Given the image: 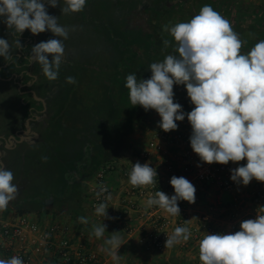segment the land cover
Here are the masks:
<instances>
[{
	"label": "clouds",
	"instance_id": "1",
	"mask_svg": "<svg viewBox=\"0 0 264 264\" xmlns=\"http://www.w3.org/2000/svg\"><path fill=\"white\" fill-rule=\"evenodd\" d=\"M56 7L58 0H47ZM86 0H65L62 14L80 12ZM0 17L8 29L20 34L29 29L33 34L51 31L66 40L69 30L58 24V18L47 13L44 0H0ZM176 44L178 55H167L163 62L152 63L151 77L138 81L135 74L126 77L125 87L133 106L145 111L155 110L160 116L159 127L165 132L176 130V121H183L181 105L174 103L173 86L184 85L195 107L187 113L192 128L190 144L200 159L208 164L247 161L246 165L231 170V180L248 185L253 179L264 182V40H260L247 54H241L244 41L229 20L204 5L199 14L188 22L164 25ZM62 39L42 41L32 48L31 60L42 66L50 81L58 78L64 60ZM165 47L171 43L163 41ZM17 44L21 46L19 40ZM49 55L52 59L49 60ZM0 57L10 59L8 40L0 38ZM74 84L75 78L66 77ZM157 172L148 163L132 166L129 183L133 187L152 185ZM12 171L0 167V210H5L18 191L12 183ZM174 195L157 191L147 200V206H159L171 215L180 213L178 201L195 202L196 189L184 177L170 180ZM101 192L106 191L102 186ZM100 193H98L99 195ZM106 205L101 203L96 214L106 216ZM81 223H88L85 217ZM106 226H94L93 234L101 238ZM183 237L187 241V227H176L167 237L166 248ZM115 257L121 246L120 238L112 235L104 241ZM199 259L202 264H264V215L241 222L240 231L229 234H207L200 241ZM0 264H24L19 257L0 259Z\"/></svg>",
	"mask_w": 264,
	"mask_h": 264
},
{
	"label": "rangeland",
	"instance_id": "2",
	"mask_svg": "<svg viewBox=\"0 0 264 264\" xmlns=\"http://www.w3.org/2000/svg\"><path fill=\"white\" fill-rule=\"evenodd\" d=\"M151 1H152V3L156 2L155 0H151ZM197 1H199V0H197ZM44 2H45V7L47 10V13L51 16L57 17L58 18V24L69 30L68 38L66 40H63L62 37H56L51 31H45V32H42L39 34H33V33H31V31L29 29H26L25 34H20L19 38L17 39V40H19L21 46L23 45V47H24V46H27V44L30 45L31 43L30 42L28 43V41H33V40H35V41L37 40L36 42L38 44L42 41L46 42L49 39H62L64 42V45H65V50L68 48L74 47L75 51H78L80 54H83V55H85L86 51H89V52H92V54L90 55L91 58H93L94 53L96 52L97 48L103 49V47H104L106 50L109 49V48H106V47H108L106 43L111 42L109 37L110 36L112 37V34H115L117 29L118 30L123 29L122 27H124L123 24L125 25L124 22L126 20H122V19L124 18L126 13L130 12L128 10L129 6H127L126 1H124V0H86V4H85L84 8H87L90 11H92L93 12V13H91L92 15L95 14L96 16H98L96 18L99 21L98 22L99 26H94V24H91L90 27H88L86 30H84V27H85L84 22H85L86 18H84V16L82 14L79 13V18L77 15L74 14V12H70L68 14H62L61 8L66 6L65 0H58V4L56 7H51L47 3V0H44ZM204 5H210L215 10V7L217 4L215 3V0H202V2L199 4L198 8H195V10L197 12H200V9ZM118 8H122L121 13L118 12V10H117ZM243 8L244 7H242V9ZM81 13H82V11H81ZM86 13L87 12L84 10V14H86ZM115 14L116 15L121 14V15L120 16L118 15L119 17H117V16H114ZM159 16H163V15H159ZM174 17L178 18L179 16L174 15ZM191 18H192V16L190 15V17L186 16V18H184L183 20L182 19L176 20V21L174 19H173V21L167 20V22L166 23L164 22V24L169 25V27H171V26H174L175 24L180 23V22H188ZM83 19H84V21H83ZM134 19L136 20V18H134ZM78 20H79V22H80V20H82V23H79ZM130 21H132L131 18H130ZM83 24H84V27H83ZM100 24H102V26H104V27L101 28ZM3 25L6 27L7 32L10 31V33H12L14 31V28L8 29L7 25L4 23V19L0 21V26H3ZM163 32L166 33V34L163 33L165 35V36L163 35V38L165 40L170 41L171 45L173 47H175L172 55H178V53L176 52V44H175L174 38L170 35L169 32L164 31V29H163ZM76 34L78 35V37L81 41L80 44L79 43L77 44L76 40H74V36ZM0 38H2L1 33H0ZM10 42L12 44H14V51H15L14 41L9 40V43ZM167 48H169V46L165 47V45H164V48L162 49L160 54L163 55L165 53V51L168 50ZM87 55L88 54L86 53V55H85L86 59L81 60L79 57H77L78 54H75L73 56L71 54L68 55L65 53L63 62H66V63H65V66L61 64L57 79L59 80L61 85L64 84V85L73 86L76 82H78V84H79V95L85 94V97L88 98V97H90V93H89L90 91H85V88H87L86 86H87L88 82H90V85H92V86L100 85L99 82H101L102 80H110L113 77L112 75L115 76V72H114L113 68L110 69V72H108L107 71L108 69L106 70L105 68H103V70L99 71L100 69L98 67H96V65H95L96 62L94 61L93 64L91 65V62L88 60ZM71 57H73L72 60H70ZM102 58H104V55L102 56ZM49 59L50 60L52 59L51 55H49ZM100 59H101V57H100ZM104 60H105V62L109 68H110V64L112 65L114 63L112 61V58L108 59L106 57V59H104ZM68 63H69V65H68ZM71 63H73V64H71ZM77 63L86 64V66H88V67L81 73L79 71H76V69H75L76 68L75 65ZM69 70H73L74 72H70ZM86 70H87V72H86ZM37 74H38V76L42 75L43 77H45V75L43 74L42 68H41V70H39V73H37ZM82 74H84V75L81 76ZM68 76L74 77L76 82L74 84L67 83L66 77H68ZM119 86L121 87V85L118 82H117V84L114 85V87H116V89H118ZM176 87H177V85L174 84V86H173L174 94L176 91ZM17 90H19V87L17 89L15 87H13L12 89L10 88V90L8 92L11 96H14V101L10 99V106L8 103H5L6 98L0 96L1 97L0 98V134H5V133L9 132L10 129L15 128L17 126V123L20 121V117L25 115L24 110H22V108L19 107V106H21V104L20 105L16 104V103H18L16 100L17 97H15L16 95H18ZM127 94L119 95L117 101L119 100L121 103H126V101H130L128 99L129 90H128ZM81 95H80V97H81ZM1 99L3 100V103L1 101ZM75 99L77 100V98H74V100ZM67 100H69V99H67ZM101 100H102V98H101ZM70 102H71V99H70ZM70 104H71V106H68L70 109L68 108L69 110H67V113L65 115L66 120L67 121H70V120L77 121L78 116H76V115L80 114L79 113L80 111L79 112L75 111V109H77L76 108V101H74ZM16 107H17V109H16ZM72 107H73V110H72ZM83 115H84V119H86V121H88L87 119H89V118L92 119L91 114L89 115V113H88V115H87V109H85L83 111ZM147 119H148L147 123H145V124L142 123L139 127H137V129L134 133H132L127 138H125L124 144L122 145V147H120L119 151H117L116 155L114 157H112L113 160L111 161V163L107 164V166H110V167L116 166V167H114L115 168L114 172H116V171L120 172V175L123 176V178H124V174L127 171L131 172L132 166L134 164H132V163L128 164L127 163L126 166L122 165V164L120 165L119 164L120 161L117 160V158L123 157V156L127 157L128 154H130L131 157L135 158V162H139L141 164H144V163L150 164L151 163V165H149V166L152 168L158 169V171L162 172V174L163 173L165 174V165H166L165 159L171 160V158H169L167 156L172 155L171 156L172 158H173V156H178L179 157L178 161L181 164L183 163L182 156L177 153L181 150L173 149V147H171L170 145H166V147H165L166 148V154L163 155V157H162L163 160H161L163 162H161V163L159 162L162 165L158 166V168L156 165H154V163L152 161L153 159H151L150 162H146V161L142 160L141 155H140L141 150L138 149V147L140 145H142V142L146 141V139H148L149 136L151 138L152 132L154 130L160 128L159 122H160L161 118L155 110H152V112L150 113V115L148 116ZM30 123H31V125H33L32 122H30ZM81 131H79V132H81ZM33 132L37 133L35 130H33ZM70 134L73 135V132H70ZM33 135H30V136H33ZM23 137L24 136H22L21 138H23ZM137 139H139V142H138L139 146L138 147H136L131 142V140L133 141V140H137ZM15 140H17V139H15ZM2 142H3V140H0V149L1 150H3ZM13 143H14L13 148H11V149H5L4 148V152L6 153V155L0 161V167L12 171V173L14 175V179H13L12 183L14 185H16V187L18 189L14 199L17 200V198H19L20 201L24 202V203H22V202L20 203L21 206H24V207L30 208V209H33V208L38 209L40 203L43 202V201H41V199L44 200V198H46V195H47L46 191L47 190H45V189L52 190L54 188V185H57V188H59V183L64 182V180L57 178V176L61 175L59 172H60V170H62L63 166L61 165V163L59 161L53 160L54 158L51 157L52 153L49 150L50 148H53L54 145L56 146V142H54V139H52L51 136L47 135V138L45 141L38 142V140H37L36 142H33L32 144H28V141H25V142L23 141V143H22V141H19V142L15 141ZM74 143H75L74 139L71 138V135H69L67 140H66V145L70 148H74L75 147ZM147 145H148V143H147ZM147 145H146V147H147ZM143 150H145V149H143ZM26 153L32 154L33 156L31 158H28V156L25 155ZM44 161H45V164H44ZM166 162H167V160H166ZM46 165H47V167H46L47 171H51V172L57 174V175H53L52 179L46 178L44 176L46 174V172L44 169L45 167L43 168V166H46ZM103 167H106V166H103ZM103 167H101V168H103ZM40 168H42V169H40ZM42 172H43V174H42ZM111 180H113L112 177L108 181L110 185H112ZM93 183H95V176H93V178L91 180L86 182V184L83 187V191L80 194V200H81L80 203L83 204L82 205L83 206L82 207L83 208L82 216L87 219V221H88V223H90V225L93 224V227H90L88 225L81 226V228H84V231L83 232L81 231V233L85 234L87 232L89 235H91V233H93L94 226H99L98 222H100L102 220H106L107 223L104 225H106L107 227H109L111 225V222L109 219L111 216L107 217L111 214L110 212L107 213V210H106V216L105 217H103L102 215L96 214V208L97 207L93 206V202L91 199L92 195L90 194V189H91V186L93 185ZM161 188L163 189V188H165V186L161 187ZM251 194H252V191H251V189H249L248 195L251 196ZM51 200H53V198L50 199L47 204L50 206L51 209H53V210L55 208L56 209H55L53 214H50V215H52V217L49 216L47 219H53L54 221H58L59 223L65 225V226H69L71 228L72 235L77 237V235H78L77 230H79L78 228H79V224H80L79 218L82 217L81 216V210L77 209L78 207L76 205H74V203H70V204L66 203L64 205L65 208H63V207L60 208V207H58L60 204H58L55 200H54V202ZM139 201L143 202V200H141V199ZM120 204L124 205V203H120ZM9 205H10V203H9ZM107 205H106V208H107ZM251 205L254 206L253 204H251ZM144 206L146 209H148L147 201H146V203H144ZM254 207L260 208V207H256V206H254ZM64 209L68 210L67 213H65ZM127 210L128 209L124 208V211H125L124 216H126ZM164 212H165V210H164ZM137 214L138 213L135 212L134 210H129L127 213V217L129 220L131 219L130 221H134V223H139V227H137L136 229L140 230V225L142 224V221L136 217ZM78 216H79V218H77ZM73 217H76V218H73ZM169 217H170L172 222L176 221L175 215L169 214ZM42 218H43V216H42ZM95 219L97 220V224L94 223ZM118 222H120V220ZM122 222H124V221H122ZM148 226H149V224H148ZM140 245L143 246L141 243H140Z\"/></svg>",
	"mask_w": 264,
	"mask_h": 264
},
{
	"label": "trees",
	"instance_id": "3",
	"mask_svg": "<svg viewBox=\"0 0 264 264\" xmlns=\"http://www.w3.org/2000/svg\"><path fill=\"white\" fill-rule=\"evenodd\" d=\"M155 1V3H152L151 0L126 1L127 6H129V13L133 14L132 18L134 20V26L132 28H126L123 24V29H117L115 34H112V37H109L111 42L106 43L108 46L106 48L109 49L106 50L104 47L101 49V63L97 65L100 69L99 71L105 68L110 72V69L113 68L115 76L112 75L113 77L110 80H102L99 82L100 85L96 86H92L90 85V82H88L86 86L87 88H85V91H90V97L88 98L85 97V94H80V97L78 82L75 83L76 85L74 84L71 86V88L74 89V91L72 90L74 92L73 95L75 94V97L77 96L78 99V108H82V112L87 109V114L90 113L94 122H96L95 127H91V131L96 130L98 132L95 134L92 133L94 137H92L93 139L88 138L86 140L88 143L77 144L75 142L74 148L68 147L66 143L63 146H57V140H54L56 146L54 145L53 150H55V152L59 151L60 153H64V149L66 151V148L68 151H74L78 147L79 153H81L82 156L73 161H69L68 163L73 164L74 166L77 165L78 176L85 181L92 179L94 174L99 171L101 167L111 163L113 160L112 157H114L120 147H122L125 138L134 133L137 127L142 123H147V118L152 112V109L145 111V109L139 105L133 106L130 101H126V103H121L119 100L117 101L119 95H125L128 93V89L125 87L126 77L129 74H135L138 81L140 79H149L152 75L149 66L152 63L163 62L167 55L173 54L175 48L170 43L169 48H167L168 50L165 51L163 55L160 54L164 48L163 41L165 39L163 38V35L166 34L163 32L165 25L164 22L166 23L167 20L173 21V19L175 21L180 19L183 20L186 16L190 17V15L194 17L199 14L195 8H198L199 4L202 2V0ZM215 3L217 4L215 10L218 13H221L219 0H215ZM117 10L119 13L122 12V8H118ZM129 13H126V15ZM225 13L226 16L229 17V22L232 24L234 30L241 32L238 34L241 40L244 41L242 46H247L245 47L247 51H250L260 40H264V8L254 12L251 17L250 15H246L239 18L240 21L236 22L237 24L234 22L236 19L233 16V12ZM118 15L120 16L121 14ZM174 15L179 17L175 18ZM143 16L147 17V21H144V19L139 21L140 18H144ZM233 17L234 20L231 21ZM134 18H136V20ZM3 19V17H0V21ZM139 23L144 25H139ZM0 33L3 39L8 40V43L9 40L15 41V37L19 35L18 32H7L3 26H0ZM9 45L11 58L5 59L4 57H0V96L6 98L7 101L5 100V103H8L10 106V99L14 101V96H11L8 93L10 88L12 89L15 87L17 89V82L26 84L32 79L29 76H24L23 79L15 78V81L13 75L20 74L28 67V65H26L27 60H25L23 61V66L18 67V50L15 48L14 51V45L11 42ZM103 55L104 58H102ZM105 56L108 59L112 58V61L114 62L112 65L110 64V68L104 60L106 59ZM83 75L84 74L81 76ZM8 78L11 79L8 80ZM56 80L59 82L58 79ZM117 82L121 85L118 89L114 87ZM17 93L18 95L15 97H17L16 100L18 103L16 104L22 105V103L19 102L22 96L19 94L18 90ZM30 100H33V98H30ZM1 101L3 103L2 99ZM66 158L68 159V157ZM85 165H89L88 170L90 171L87 173L83 170ZM69 180L75 182L76 178ZM76 188V185L66 183L62 185L60 191L62 192L64 190L67 194H70V203H74V205L78 203L79 206H81V201L79 202L76 198L79 192ZM51 197V195H46V198L40 203L38 209L26 208L18 203L15 205L13 204V206H7L5 210L1 211H3L5 215H7L12 209L20 214L37 213L39 216L46 217L49 214L50 209L46 207L47 204H45V201ZM54 200L60 204V208L63 207L62 205L65 201L63 198H53V201ZM127 253H130L132 257L139 256V253L135 252L132 248L127 249ZM174 264H178V262L176 261Z\"/></svg>",
	"mask_w": 264,
	"mask_h": 264
},
{
	"label": "built area",
	"instance_id": "4",
	"mask_svg": "<svg viewBox=\"0 0 264 264\" xmlns=\"http://www.w3.org/2000/svg\"><path fill=\"white\" fill-rule=\"evenodd\" d=\"M173 100L174 103H179L182 106L181 111L185 114V119L177 121L176 130L168 132L161 128L154 130L147 147L141 151L140 155L142 160L150 162L156 156L165 155V147L170 145L173 149L181 150L177 153L182 156L183 163L181 166H177L173 158L167 159L165 174L154 168L157 176L152 185L133 187L129 183L125 195L121 196L124 208L128 209L126 215L129 210H134L138 213V219L142 221L140 230L146 235L142 236L140 243L145 250L158 253H163L167 249L165 242L167 237L172 235L174 225L175 227H187L190 231L189 238L196 241L202 239L206 234H226L225 231L217 230L209 224L205 215L200 219V226H188L186 212L190 203L184 200L178 201L180 213L175 215L176 221L173 222L169 213L164 212V209L159 206L153 205L148 209L145 208L144 203L150 197H155L157 191H162L169 197L175 194L174 188L170 184L173 176L184 177L194 185L195 199L199 197L202 186L216 184L228 192L245 186L231 180V170L234 169L231 161L228 164L215 162L208 164L203 162L193 151L190 144L192 128L187 119V113L195 105L191 103L184 85H177ZM114 170V166H106L97 171L95 183L90 189L94 207H98L101 203L107 205L112 200V187L108 181ZM129 172L124 174V178L128 179ZM161 183L165 184L164 189L161 188ZM102 186L106 191H100ZM245 187L251 188L253 205L263 207V183L253 179ZM98 193L100 194L98 195ZM140 199L143 200L141 207L137 202ZM260 215H264V212ZM101 222L103 225L107 223L106 220ZM231 229L232 233L240 231V227L234 224ZM86 239L83 233H79L77 237L73 236L71 228L58 221L48 220L39 224L28 214H20L11 210L5 215L3 211H0V259L8 260L15 256L22 259L24 264H104L97 251L86 247Z\"/></svg>",
	"mask_w": 264,
	"mask_h": 264
},
{
	"label": "crops",
	"instance_id": "5",
	"mask_svg": "<svg viewBox=\"0 0 264 264\" xmlns=\"http://www.w3.org/2000/svg\"><path fill=\"white\" fill-rule=\"evenodd\" d=\"M220 4V14L229 20V17L226 16V13L233 12L235 24L239 22V18L243 16L251 17L254 12L258 11L259 9L264 8V0H219ZM242 7H244L242 9ZM230 21V20H229ZM232 26V24H231ZM233 28V27H232ZM234 30V28H233ZM236 33H241L240 31L234 30ZM247 46H242L241 54H247L249 51L245 49ZM177 123V121H176ZM150 140V136L146 141L142 142V145H138L139 139L131 140L132 144H134L138 149L141 151L145 149L148 141ZM133 145V146H134ZM196 154V153H195ZM197 155V154H196ZM172 156V155H171ZM169 156V158H172ZM163 156H156L153 158L154 165L161 166L160 164ZM165 158V157H164ZM173 159L177 166H180L181 163L178 161V156H173ZM117 160L120 161V165H125L128 163L135 164V158L131 157L130 154L127 157H118ZM116 160V161H117ZM167 159H165L166 162ZM160 162V163H159ZM247 161L242 160L239 162H232L233 168H237L240 166L246 165ZM107 166V165H105ZM116 167V166H114ZM163 168V167H162ZM97 173V172H96ZM96 173L94 176H96ZM117 175V176H116ZM111 180V187H112V200L107 205V213H111L110 222L111 225L105 229V233L101 238H96L93 233L89 235L87 232L85 233L86 242L85 245L90 250L97 251L104 264H174V262H178V264H200L201 261L199 259V245L202 239L198 241L189 238L187 241L183 240V237L179 238V242L174 244L172 247L167 248L163 253H158L155 251H147L145 250L144 246L140 245V239L142 236H145L146 233L142 232L141 230L136 229L139 227V223H134V221H130L126 216H124V205H121V196L125 195L127 191V187L129 186V178H123L120 175V172L116 171L113 172L110 178ZM91 180V179H90ZM263 186H264V182ZM94 184V183H93ZM165 184L161 183V187H164ZM164 189V188H163ZM250 187L241 186L236 190L231 192L222 190L218 185H208L202 186L200 189V195L197 199H195L194 203H190L186 212V219L188 226H200V219L203 215L207 216L209 224L215 227L217 230L225 231L226 234L232 233V225H237L240 227L242 221L247 219H255L260 213L264 212V206L260 208H255L252 206V195L249 194ZM248 193V194H247ZM49 193H47L48 195ZM50 195V194H49ZM70 195V194H69ZM51 198H48L45 202L47 204L50 199L54 196L51 195ZM80 202V196L77 198ZM70 200V199H69ZM53 201V200H51ZM54 202V201H53ZM140 207L143 205L142 202L137 200ZM70 204L69 201L63 202V208H65V204ZM78 203L75 205L78 207L77 209L83 210V204ZM60 206V205H59ZM58 206V207H59ZM47 208L50 209L49 214L46 217L39 216L37 213H31L30 215L33 219L37 220L39 224H43L48 220L54 221L53 219H47L49 216L52 217L55 209H51L50 206L47 204ZM153 207V206H151ZM12 210V209H11ZM10 210V211H11ZM65 213H67V209H64ZM1 211V210H0ZM118 213V214H117ZM83 217V216H82ZM117 217V218H116ZM137 217V216H136ZM76 218V217H73ZM79 218V216L77 217ZM138 218V217H137ZM118 219V220H117ZM120 220V222H118ZM124 221V222H122ZM41 222V223H40ZM94 223L97 224V220H94ZM83 225H88L93 227V224L90 223H81L79 224V233L84 231V228H81ZM98 225H102V222H98ZM175 225L172 229V234L175 229ZM91 230V229H90ZM92 231V230H91ZM77 234V233H76ZM112 235H116L120 238L121 246L119 247L115 257L109 251H106V245L104 241L109 239ZM205 235V234H203ZM207 235V234H206ZM132 248L135 252L139 253V256L132 257L130 253H127V249ZM141 254V255H140Z\"/></svg>",
	"mask_w": 264,
	"mask_h": 264
},
{
	"label": "flooded vegetation",
	"instance_id": "6",
	"mask_svg": "<svg viewBox=\"0 0 264 264\" xmlns=\"http://www.w3.org/2000/svg\"><path fill=\"white\" fill-rule=\"evenodd\" d=\"M126 1L128 2L130 0H126ZM84 10L87 12L86 14H84ZM79 13L82 14L84 16V18H86V20L84 22L85 27L83 24L84 30H86L88 27H90L91 24H94V26H99L98 25L99 21L96 18L98 16H96L95 14L92 15L91 13H93V12L90 11L89 9L84 8L82 10V13H81V11L80 12H74V14L78 16V18H79ZM114 16L119 17L118 14L117 15L115 14ZM132 17H133V14L129 13L128 15H125L124 18L122 19V20H126L124 22L126 28H132L134 26V24H132L133 23ZM143 17L144 18H140L139 21H141L143 19H144V21H147V17L146 16H143ZM130 18L132 21H130ZM83 21H84V19H83ZM78 22H79V20H78ZM79 23H82V20H80ZM139 25H142V24L139 23ZM3 27L5 30H7L4 25H3ZM100 27L102 28L104 26H102V24H100ZM13 32H16L15 29ZM25 32H26V30H24L21 34H25ZM19 35H20V33H19ZM19 35L15 37L16 39H14L15 40L14 41L15 48L18 50V60H19V66L18 67H22L23 61H25V60H27L26 65H28V67L26 69H24L20 74L13 75V77H14V79L15 78L16 79L17 78L23 79L24 76H26V77L29 76L32 80L28 81L26 84H21L20 82H17V85L19 87L18 92L22 96V98L19 101L20 103H22V105L19 107H21L22 110H24L25 115H23V116L21 115L22 117H20V121L17 123V126L15 128L10 129L9 132L6 131L7 133H5V134H0V140H3V142H2L3 150L0 149V161L6 155V153L4 152V148L5 149L13 148L14 147L13 142H15V141H18V142L22 141V143H23V141L24 142L28 141V144H32L33 142H36L37 140H38V142L45 141L47 138V135H48V136H51L52 139L57 140V143H58L57 146H61V145L63 146L66 143L68 136L71 135V138H73L77 144L88 143L86 140L88 138L93 139L92 138V137H94L93 134L98 132L96 130L91 131V127H95L96 122H94L93 118L87 119L88 121H86V119H84L82 108L77 107L78 99L74 100V98H77V96L75 97V94L73 95L74 89L71 88L70 85H64V84L61 85L60 82H58L57 80L50 81L46 77H43L42 75L38 76L37 73H39V70H41L42 66L38 62H33L31 60L32 48L35 44H37V42H36L37 40L36 41L35 40L28 41V43L29 42L31 43L30 44L31 46L29 44H27V46H24V47H23V45L19 46L17 44V39L19 38ZM74 40H76L77 44L81 43L77 34L74 36ZM65 53L68 55L71 54L73 56L75 54H78L77 57H79L81 60L86 59L85 55L87 53L88 54L87 55L88 60L91 62V65L93 64L94 61L96 62L95 63L96 67H97V65H99L101 63V59H100L101 48L96 49V52L94 53L93 58L90 57L92 52L86 51L85 55H83V54H80L78 51H75L74 47L66 49ZM72 59H73V57H71L70 60H72ZM65 63L66 62H63L62 65L65 66ZM73 63H71V64H73ZM68 65H69V63H68ZM75 66H76V68H75L76 71H79L81 73L88 67V66H86V64H83V63H77ZM69 71L74 72L73 70H69ZM11 78H12V76H11ZM11 78H8V80H10ZM16 79H15V81H16ZM25 88H28V89H25ZM30 98H33V100H30ZM67 99H69V100H67ZM70 99H71V102H70ZM74 101H76V108L78 109V110L75 109V111H77V112L80 111L79 112L80 114L76 115V116H78L77 121H72V120L67 121L65 115L67 113V110L70 109L68 106H71L70 103H72ZM17 107H16V109H17ZM72 110H73V107H72ZM89 115H90V113H89ZM30 122H32L33 125H31ZM33 130H35L37 133H34ZM79 131H81V132H79ZM70 132H73V135L70 134ZM30 135H33V136H30ZM22 136H24V137L21 138ZM15 139H17V140H15ZM49 150L52 153L51 157L54 158L53 160L59 161L61 163V165L63 166L62 170H60V172L58 171L61 175L57 176V178L64 180V182L59 183V188H57V185H54V188L52 189V191H50V189H45V190H47L46 193L49 191L50 195L54 196L53 198L60 197V198H63V200L69 201L71 196L69 194H67V192L64 190L61 192L60 188L62 187L63 184L71 183L72 185L77 186L76 189L79 192H78V195L76 198H78L80 196L81 192L83 191L84 185L88 181H85V180L79 178L77 165L74 166L73 164H69L68 162L73 161L74 159L82 156V154L79 153V148L77 147L74 151H71V150L68 151V149L66 148V151L64 149V153H60L59 151L55 152V150H53V148H50ZM25 155H27L28 158H31L33 156L32 154H29V153H26ZM66 157H68V159ZM45 161H44V164H45ZM46 167H47V165L43 166V168L45 169V172H46V174L44 175L46 178L52 179L53 175H57L51 171H47ZM40 169H42V168H40ZM88 169H89V165L88 166L85 165V168L83 170L85 171V173H87L88 171H90ZM42 174H43V172H42ZM72 178H76V181L73 182V180L72 181L69 180ZM41 201H43V199H41ZM21 202L22 201H20V199L17 198V200L13 199L9 203L11 206H13V204L14 205L18 204V203L20 204ZM22 203H24V202H22Z\"/></svg>",
	"mask_w": 264,
	"mask_h": 264
},
{
	"label": "water",
	"instance_id": "7",
	"mask_svg": "<svg viewBox=\"0 0 264 264\" xmlns=\"http://www.w3.org/2000/svg\"><path fill=\"white\" fill-rule=\"evenodd\" d=\"M0 71H1V69H0Z\"/></svg>",
	"mask_w": 264,
	"mask_h": 264
}]
</instances>
